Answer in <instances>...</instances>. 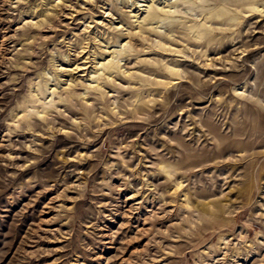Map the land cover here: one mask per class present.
<instances>
[{
  "label": "rangeland",
  "instance_id": "rangeland-1",
  "mask_svg": "<svg viewBox=\"0 0 264 264\" xmlns=\"http://www.w3.org/2000/svg\"><path fill=\"white\" fill-rule=\"evenodd\" d=\"M0 264H264V0H0Z\"/></svg>",
  "mask_w": 264,
  "mask_h": 264
}]
</instances>
